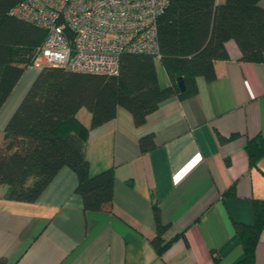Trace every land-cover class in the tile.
Wrapping results in <instances>:
<instances>
[{
	"label": "crops",
	"instance_id": "1",
	"mask_svg": "<svg viewBox=\"0 0 264 264\" xmlns=\"http://www.w3.org/2000/svg\"><path fill=\"white\" fill-rule=\"evenodd\" d=\"M227 50L230 59L216 63L214 81L197 79L196 96L165 102L141 128L120 108L113 121L91 131V174L114 169L112 212L84 210L78 177L69 168L34 203L7 200V187L0 185V264L239 261L244 251L235 225H253L254 201L264 200V158L251 167L245 150L248 139L264 136V62H242L234 41ZM156 70L161 88L169 87L162 64ZM37 75L33 71L20 91L17 86L0 111V145ZM151 133L157 147L141 154L139 139ZM218 135L237 137L221 144ZM233 186L236 195L225 196ZM156 199L170 225L164 238L171 243L161 255L151 244ZM254 264H264V231Z\"/></svg>",
	"mask_w": 264,
	"mask_h": 264
},
{
	"label": "trees",
	"instance_id": "2",
	"mask_svg": "<svg viewBox=\"0 0 264 264\" xmlns=\"http://www.w3.org/2000/svg\"><path fill=\"white\" fill-rule=\"evenodd\" d=\"M24 0H0V111L27 70L35 67L36 50L46 32L11 15ZM264 0H171L159 19L160 62L171 85L161 88L155 58L127 54L115 75L72 71L45 65L4 129L0 145V185L6 199L36 202L64 168L78 177L76 192L85 211L112 212L115 173L113 168L96 175L90 172L87 143L95 128L113 121L118 110H127L137 128L173 99L188 100L198 94L197 79L217 78L216 63L227 61V43L234 41L247 63L264 62ZM183 78L186 90L178 85ZM82 109L91 115L89 126L78 118ZM218 135L221 144L232 141ZM157 147L154 133L139 139L141 154ZM250 166L264 158V136L248 139L245 146ZM234 196V186L225 192ZM157 234L151 244L161 255L168 245L170 225L162 219L158 199L153 202ZM243 257L235 264H254L264 231V200L254 201V223H236Z\"/></svg>",
	"mask_w": 264,
	"mask_h": 264
},
{
	"label": "built area",
	"instance_id": "3",
	"mask_svg": "<svg viewBox=\"0 0 264 264\" xmlns=\"http://www.w3.org/2000/svg\"><path fill=\"white\" fill-rule=\"evenodd\" d=\"M171 0H24L11 15L46 32L35 67L115 75L127 54L161 59L159 19Z\"/></svg>",
	"mask_w": 264,
	"mask_h": 264
},
{
	"label": "rangeland",
	"instance_id": "4",
	"mask_svg": "<svg viewBox=\"0 0 264 264\" xmlns=\"http://www.w3.org/2000/svg\"><path fill=\"white\" fill-rule=\"evenodd\" d=\"M155 64L156 66L160 67L161 66V62L158 59H155ZM33 71H37V73L39 72V68L37 67H31L27 70V72L25 73V77L24 80H22V84L20 83L18 85V90L20 91V89L23 87V83L26 81V79L29 77V75L33 72ZM23 79V78H22ZM17 93V92H16ZM78 118L85 123L86 125H88L89 121L91 120V115L90 113L86 110V109H82L79 114H78Z\"/></svg>",
	"mask_w": 264,
	"mask_h": 264
},
{
	"label": "water",
	"instance_id": "5",
	"mask_svg": "<svg viewBox=\"0 0 264 264\" xmlns=\"http://www.w3.org/2000/svg\"><path fill=\"white\" fill-rule=\"evenodd\" d=\"M178 85H179V88L182 92H184L186 90V85H185L183 78H179Z\"/></svg>",
	"mask_w": 264,
	"mask_h": 264
}]
</instances>
